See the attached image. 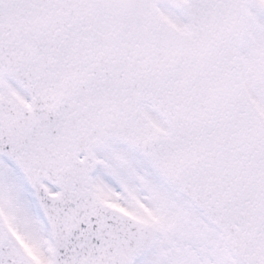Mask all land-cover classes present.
Segmentation results:
<instances>
[{"label": "snow or ice", "instance_id": "6c2138e0", "mask_svg": "<svg viewBox=\"0 0 264 264\" xmlns=\"http://www.w3.org/2000/svg\"><path fill=\"white\" fill-rule=\"evenodd\" d=\"M0 264H264V0H0Z\"/></svg>", "mask_w": 264, "mask_h": 264}]
</instances>
